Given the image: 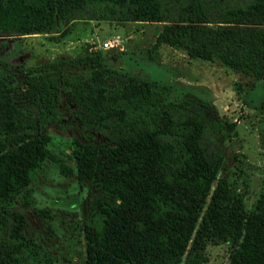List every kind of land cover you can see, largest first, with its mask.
Segmentation results:
<instances>
[{
  "label": "trees",
  "instance_id": "16d2710c",
  "mask_svg": "<svg viewBox=\"0 0 264 264\" xmlns=\"http://www.w3.org/2000/svg\"><path fill=\"white\" fill-rule=\"evenodd\" d=\"M60 18L162 21L152 47L177 46L234 71L264 76V0H0V35L52 32ZM212 25L211 23H219ZM69 65L89 72L0 76V227L12 206L32 202L29 183L43 160L72 173L43 130L62 120V94L80 127L100 134L73 149L78 179L98 182L114 201L94 200L83 226L84 264H203L209 242H228L224 264H264V186L250 209L208 159L201 119L154 82L86 54ZM56 64H52L54 66ZM0 264H26L0 245Z\"/></svg>",
  "mask_w": 264,
  "mask_h": 264
},
{
  "label": "rangeland",
  "instance_id": "374dc122",
  "mask_svg": "<svg viewBox=\"0 0 264 264\" xmlns=\"http://www.w3.org/2000/svg\"><path fill=\"white\" fill-rule=\"evenodd\" d=\"M162 23L60 18L52 32L0 35V76L14 78L18 104L23 76L86 74L89 67L69 65L70 59L86 54H96L118 72L154 82L168 99L201 119L200 144L217 165L210 188L223 178L250 209L264 186V76L254 78L216 59L189 56L177 46L152 47ZM108 40L112 44L102 46ZM61 100V122L43 130L49 135L47 147L72 173L62 174L55 163L43 160L29 183L31 204L12 206L25 218L21 237L9 235L12 218L0 227V245L9 246L26 264H84L83 226L92 203L114 201L98 182L77 178L72 153L76 143L96 140L100 134L81 128L63 94ZM229 251L228 242H209L203 264H224Z\"/></svg>",
  "mask_w": 264,
  "mask_h": 264
},
{
  "label": "built area",
  "instance_id": "2783aa9c",
  "mask_svg": "<svg viewBox=\"0 0 264 264\" xmlns=\"http://www.w3.org/2000/svg\"><path fill=\"white\" fill-rule=\"evenodd\" d=\"M112 41L115 42L116 39H113ZM111 44H112V43H111L110 40H108V41H103V42H102V46H104V47H107L108 45H111Z\"/></svg>",
  "mask_w": 264,
  "mask_h": 264
}]
</instances>
